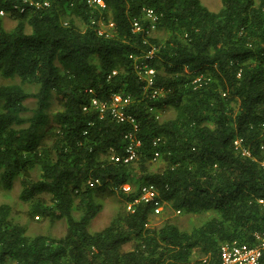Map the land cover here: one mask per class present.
<instances>
[{"label":"trees","instance_id":"1","mask_svg":"<svg viewBox=\"0 0 264 264\" xmlns=\"http://www.w3.org/2000/svg\"><path fill=\"white\" fill-rule=\"evenodd\" d=\"M105 2L21 12L23 0H0V73L10 81L0 83V194L18 184L29 218L66 224L58 237L30 235L0 203V264H202L225 243L255 244L264 233V0H221L218 11L201 0ZM152 49L148 88L131 56ZM115 94L130 98L136 123L92 104ZM131 137L140 145L125 162ZM157 150L163 166L152 169ZM147 183L173 210L211 217L191 230L172 219L150 226L153 203L136 202ZM108 197L113 216L92 232Z\"/></svg>","mask_w":264,"mask_h":264},{"label":"built area","instance_id":"2","mask_svg":"<svg viewBox=\"0 0 264 264\" xmlns=\"http://www.w3.org/2000/svg\"><path fill=\"white\" fill-rule=\"evenodd\" d=\"M26 6L23 7H17L21 12H24L26 10V7H36V8H45L50 7L54 0H23ZM89 4L94 6L95 8L104 9L107 7V4L105 0H86ZM147 16L152 19V22L155 20L154 11L149 9L146 10ZM1 14H4L3 11L0 12ZM113 22H110L107 25H102L99 33L101 35H105L106 37H109L112 32L110 29L113 27ZM134 30L139 31L142 29L140 22L137 20L133 24ZM151 29H154V25H152ZM155 50L152 49L149 52H147L144 55L141 56H131L135 59V64L137 68V73L142 77L145 78L149 86L151 88L155 84V78L157 74V70L154 67H150L147 63V59L154 57ZM116 73V71L114 72ZM200 78H198L199 80ZM88 92H93L92 89H88ZM161 91L157 88L152 89L153 96H156ZM130 101L129 97H124L121 94H115L111 100L110 103H106L103 101H100L98 98H92V104L97 106L99 109H101V112L103 113L105 110H110V114L112 117L119 121H131L135 122V117L130 115L126 107ZM86 109V108H85ZM136 123V122H135ZM135 127H137V124H135ZM160 139L158 138L155 141V144ZM236 145L239 146L240 141L237 140ZM140 145V141L135 140L133 137L130 138V143L127 148V155L124 158L125 162H130L136 158L137 151L136 147ZM244 154L250 155L249 150L244 149ZM160 152L157 150L154 154V160H157L160 158ZM114 158V157H112ZM99 181H93L90 184L92 186L97 184ZM122 189L126 192H130L132 190V187L130 184H125L122 186ZM143 201V202H150L153 203V210L155 215L162 214L164 211V208L166 206L167 202H164L161 200L160 192L158 188L154 184H144L141 187V196L136 199V202ZM260 202L264 205V199H261ZM133 203H129L128 208H132ZM178 213L181 212V210H177ZM264 257V233L257 235V242L255 244H248V243H240L238 241H233L229 243H225L221 246L219 250V258L217 261H212L209 257H204L201 261L202 264H260L261 260Z\"/></svg>","mask_w":264,"mask_h":264},{"label":"rangeland","instance_id":"3","mask_svg":"<svg viewBox=\"0 0 264 264\" xmlns=\"http://www.w3.org/2000/svg\"><path fill=\"white\" fill-rule=\"evenodd\" d=\"M204 5H206L209 9L213 11H218L220 8L221 0H201ZM3 22L5 27L10 30L12 29L16 21L13 20L11 17L6 16L3 18ZM160 35V34H158ZM164 36V34H161ZM10 81L4 77L0 73V83H9ZM16 82V81H14ZM58 104L55 103L52 105L51 109H56ZM164 116H173L174 110L170 109L164 112ZM163 166V161L159 158L152 162L151 168H159ZM19 185L17 184L13 190L5 191L3 190L0 194V203L7 202L10 203L13 207V216L19 221L21 224L27 226L28 234L35 235V234H46L51 236H61L63 235L64 231L66 230V224L64 221L58 222H50L49 220L40 221V220H32L27 215L28 205L24 204L19 199ZM101 201L104 204V208L97 214V216L91 221L89 225V229L92 232L100 231L104 227H106L112 216L115 209V201L112 197L108 198H101ZM208 217H211V214L206 215H190L181 211L180 213L177 210H173L171 207V203L167 202V205L164 208L162 214L154 215L151 218L150 226H157L160 225L166 219H172L176 221L181 228L185 230H191L192 227L196 225H200L204 220Z\"/></svg>","mask_w":264,"mask_h":264}]
</instances>
